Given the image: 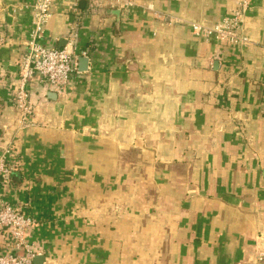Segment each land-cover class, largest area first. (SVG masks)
I'll return each mask as SVG.
<instances>
[{"label":"crops","instance_id":"0c3cea01","mask_svg":"<svg viewBox=\"0 0 264 264\" xmlns=\"http://www.w3.org/2000/svg\"><path fill=\"white\" fill-rule=\"evenodd\" d=\"M238 1L56 2L43 43L73 40L89 68L78 66L57 100L33 82L35 125L19 130L14 95L34 0H0L10 34L0 47V150L14 145L17 165L0 195L36 220L26 242L45 260L33 264H257L264 0H251L243 49L190 26L219 22ZM0 250L27 253L8 232Z\"/></svg>","mask_w":264,"mask_h":264},{"label":"built area","instance_id":"2783aa9c","mask_svg":"<svg viewBox=\"0 0 264 264\" xmlns=\"http://www.w3.org/2000/svg\"><path fill=\"white\" fill-rule=\"evenodd\" d=\"M71 2L77 7L81 0H34L27 6L34 13V21L29 37L26 41V52L19 63V76L17 90L14 95V104L19 112V130H28L35 124L31 117L35 114L36 106L32 100L31 84L36 82L42 91V97L47 98L48 93H55L58 97L66 96L72 86L73 78L78 74L80 57H86V52H78L75 42L68 41L63 48H51L43 41L46 27L52 19V7L56 2ZM101 4L108 0H91ZM251 9V0H239L233 11L223 17L219 22L210 25L203 21L190 24L193 34L201 39H215L218 42L229 44L243 49L251 44L245 29V19ZM21 10V9H20ZM14 13L19 11L15 8ZM158 20L169 21L170 17L159 11H154ZM10 34L7 27L0 23V47L9 42ZM14 157V145L7 144L0 150V188L12 184V174L17 168L11 162ZM36 220L21 208L5 201L0 195V234L8 232L15 249L25 250L26 255L5 254L0 250V264H33L39 251L27 244L30 230L36 225ZM257 264H264V246L258 250Z\"/></svg>","mask_w":264,"mask_h":264},{"label":"water","instance_id":"95a60500","mask_svg":"<svg viewBox=\"0 0 264 264\" xmlns=\"http://www.w3.org/2000/svg\"><path fill=\"white\" fill-rule=\"evenodd\" d=\"M116 14H119L118 11H115ZM89 68V58L87 57H80L79 58V72H86ZM48 98L52 100H57V95L55 93H48ZM45 260L44 256H37L35 259L36 262H43Z\"/></svg>","mask_w":264,"mask_h":264}]
</instances>
